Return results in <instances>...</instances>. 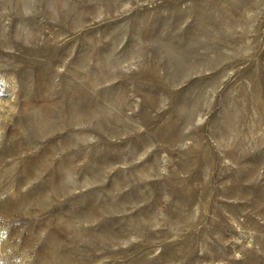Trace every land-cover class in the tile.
Here are the masks:
<instances>
[{
    "label": "rangeland",
    "instance_id": "1",
    "mask_svg": "<svg viewBox=\"0 0 264 264\" xmlns=\"http://www.w3.org/2000/svg\"><path fill=\"white\" fill-rule=\"evenodd\" d=\"M0 264H264V0H0Z\"/></svg>",
    "mask_w": 264,
    "mask_h": 264
}]
</instances>
